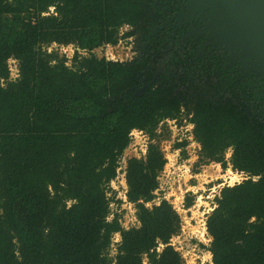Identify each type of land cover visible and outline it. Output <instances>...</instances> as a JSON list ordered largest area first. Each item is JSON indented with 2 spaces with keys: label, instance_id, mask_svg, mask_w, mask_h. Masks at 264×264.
<instances>
[{
  "label": "trees",
  "instance_id": "1",
  "mask_svg": "<svg viewBox=\"0 0 264 264\" xmlns=\"http://www.w3.org/2000/svg\"><path fill=\"white\" fill-rule=\"evenodd\" d=\"M163 1L176 10L178 0H0V264H184L170 245L179 215L164 199L145 206L165 164L157 126L183 113L202 159L226 168L230 150V168L249 177L222 187L206 216L211 264H264V77L215 50L194 54L203 34L169 36ZM123 26L134 30L119 36ZM135 31L145 44L135 60L92 52ZM52 43L76 48L70 66L42 50ZM132 130L149 142L143 158L126 160L138 226L123 229L107 219L106 185Z\"/></svg>",
  "mask_w": 264,
  "mask_h": 264
},
{
  "label": "rangeland",
  "instance_id": "2",
  "mask_svg": "<svg viewBox=\"0 0 264 264\" xmlns=\"http://www.w3.org/2000/svg\"><path fill=\"white\" fill-rule=\"evenodd\" d=\"M51 11L52 8H50ZM200 13L201 11L196 17L198 21L195 24L192 22V25L188 27L186 37L199 35ZM131 30L134 29L123 26L119 30V36ZM206 32L208 43L215 45L214 47L221 51L226 58L243 59L238 51L232 49V45L226 44L224 41L218 42L216 31L210 34L206 28ZM142 46L141 36L135 31L132 36L119 39L115 46H102L92 52L97 58L104 57L106 60L129 62L141 55ZM42 50L47 53L55 52L60 57L64 56L66 65L70 66L76 48L73 45L63 46L52 43L44 46ZM77 51L81 56L87 55L86 52ZM16 64L13 59L7 61L10 80L17 76ZM164 68V64L158 65L155 78L164 71ZM187 117L189 115L183 113L179 116V123L178 121L166 120L157 126L152 142L157 143L163 152L165 164L157 178L158 188L153 193L154 199L145 206L150 208L151 205H157L162 199L166 200L179 215L181 222L180 231L171 238L170 245L180 254L184 264H211V255L207 250L211 239L205 228L206 216L215 206L214 200L222 187L233 186L249 177L230 168L227 163L231 154L230 150L225 153L226 168H222L220 163L202 159L200 145L193 139L192 125L188 122ZM141 133V136L130 139L129 145L124 149L119 159L116 177L106 185V197L110 200L107 219L116 215L123 229L138 226L134 205L128 203L125 197L124 177L126 160L131 157L143 158L145 155L149 136ZM181 142H185V145L177 148L176 144ZM187 196H191L193 199L192 205L188 208L184 206ZM119 240V234L112 236L108 251L109 258L115 256ZM160 248L161 246L158 250ZM143 264H147L146 259L143 260Z\"/></svg>",
  "mask_w": 264,
  "mask_h": 264
},
{
  "label": "water",
  "instance_id": "3",
  "mask_svg": "<svg viewBox=\"0 0 264 264\" xmlns=\"http://www.w3.org/2000/svg\"><path fill=\"white\" fill-rule=\"evenodd\" d=\"M185 1L192 15L212 9L205 30L216 31L218 42L232 45L241 58L256 64L254 74L264 77V0Z\"/></svg>",
  "mask_w": 264,
  "mask_h": 264
},
{
  "label": "flooded vegetation",
  "instance_id": "4",
  "mask_svg": "<svg viewBox=\"0 0 264 264\" xmlns=\"http://www.w3.org/2000/svg\"><path fill=\"white\" fill-rule=\"evenodd\" d=\"M159 5H163L161 10L165 14L166 20L163 21L162 23L164 24V28L167 29L169 36H174L177 32H180L181 35H180L179 41L181 43H185L187 42L189 38L197 39L203 34L205 39L201 42L199 47L194 50V54H196L199 57H203L206 53L212 52L213 50H215L217 53L222 55V58L224 60L228 62L227 66H231L232 64H238L239 65L238 70L243 71L245 74H249L250 72H253V69L256 67L255 63L250 64L249 62L247 63L245 59H240V58H234V57L226 58L225 55L221 51H219L217 48L213 46V44L208 43L207 37H206L207 32L205 30V24L208 22V14L211 13L212 9H207L200 13L201 18L199 20L200 22L198 25V28L200 30L199 35L186 37L188 27L192 25L191 24L192 22H194L195 24L198 21L197 20L198 18H196L198 16V12L193 15L190 14V11L185 8V5H186L185 0H178V4L176 5V10H173L171 7H169L166 1L160 2ZM159 7L161 8V6ZM141 41L144 46L145 44L143 42L142 37H141ZM170 41L171 39H168V42ZM170 49H171L170 46H166L167 52H169ZM162 64L165 65V63H162Z\"/></svg>",
  "mask_w": 264,
  "mask_h": 264
},
{
  "label": "built area",
  "instance_id": "5",
  "mask_svg": "<svg viewBox=\"0 0 264 264\" xmlns=\"http://www.w3.org/2000/svg\"><path fill=\"white\" fill-rule=\"evenodd\" d=\"M16 72H17V71H16ZM129 135H130V139L132 140V138H136L137 136H141L142 133H141V131L133 130V131L130 132Z\"/></svg>",
  "mask_w": 264,
  "mask_h": 264
}]
</instances>
